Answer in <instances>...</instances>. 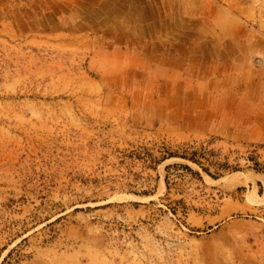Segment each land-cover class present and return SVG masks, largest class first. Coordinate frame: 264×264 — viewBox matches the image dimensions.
Masks as SVG:
<instances>
[{"label": "rangeland", "instance_id": "obj_1", "mask_svg": "<svg viewBox=\"0 0 264 264\" xmlns=\"http://www.w3.org/2000/svg\"><path fill=\"white\" fill-rule=\"evenodd\" d=\"M9 252L264 264V0H0Z\"/></svg>", "mask_w": 264, "mask_h": 264}, {"label": "trees", "instance_id": "obj_2", "mask_svg": "<svg viewBox=\"0 0 264 264\" xmlns=\"http://www.w3.org/2000/svg\"><path fill=\"white\" fill-rule=\"evenodd\" d=\"M199 153L197 151H187L185 150V152H177V151H170V150H166L165 155L163 156L162 160H168L170 158H182V159H186V160H191L197 164H201L200 160H199ZM158 162V161H157ZM186 167L187 169L191 168L188 165H181ZM169 168V165L166 166V169ZM257 171H261L262 169L259 167V163L255 162V167H254ZM11 255V252L8 253V255L3 259V261L0 264H5V262L7 261V258Z\"/></svg>", "mask_w": 264, "mask_h": 264}]
</instances>
